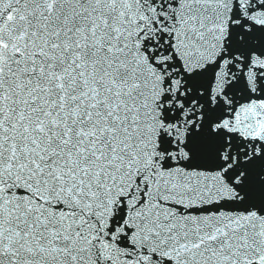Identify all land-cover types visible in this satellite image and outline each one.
I'll return each instance as SVG.
<instances>
[{"label":"snow or ice","instance_id":"6c2138e0","mask_svg":"<svg viewBox=\"0 0 264 264\" xmlns=\"http://www.w3.org/2000/svg\"><path fill=\"white\" fill-rule=\"evenodd\" d=\"M0 264H264V0H0Z\"/></svg>","mask_w":264,"mask_h":264}]
</instances>
